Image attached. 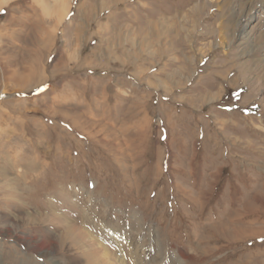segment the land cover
I'll return each mask as SVG.
<instances>
[{
    "label": "rangeland",
    "instance_id": "obj_1",
    "mask_svg": "<svg viewBox=\"0 0 264 264\" xmlns=\"http://www.w3.org/2000/svg\"><path fill=\"white\" fill-rule=\"evenodd\" d=\"M0 4V264H264V0Z\"/></svg>",
    "mask_w": 264,
    "mask_h": 264
},
{
    "label": "crops",
    "instance_id": "obj_2",
    "mask_svg": "<svg viewBox=\"0 0 264 264\" xmlns=\"http://www.w3.org/2000/svg\"><path fill=\"white\" fill-rule=\"evenodd\" d=\"M104 54H105V56L108 54L107 53V51H105L104 52ZM82 65V64H81ZM83 66V65H82ZM81 67V66H80ZM86 67V66H85ZM81 68H83V67H81ZM106 74H107V72H106ZM128 79V78H127ZM133 81L135 82V79H133ZM19 85H23V83L22 82H19ZM51 91V90H50ZM46 94H48V92H46ZM44 97H48V95H45ZM261 237V236H260ZM251 240V239H250Z\"/></svg>",
    "mask_w": 264,
    "mask_h": 264
},
{
    "label": "bare ground",
    "instance_id": "obj_3",
    "mask_svg": "<svg viewBox=\"0 0 264 264\" xmlns=\"http://www.w3.org/2000/svg\"><path fill=\"white\" fill-rule=\"evenodd\" d=\"M3 1V0H2ZM2 7V5L0 4V8ZM253 207V206H252ZM230 211V210H229ZM116 233V232H115ZM112 234H114V233H112ZM114 235H116V234H114ZM117 235H118V233H117Z\"/></svg>",
    "mask_w": 264,
    "mask_h": 264
}]
</instances>
